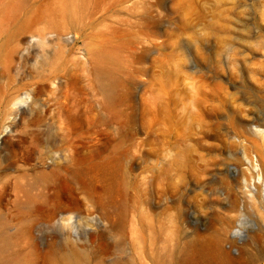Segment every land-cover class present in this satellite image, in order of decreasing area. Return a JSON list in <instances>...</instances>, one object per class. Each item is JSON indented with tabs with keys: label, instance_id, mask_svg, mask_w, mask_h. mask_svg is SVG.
Here are the masks:
<instances>
[{
	"label": "rangeland",
	"instance_id": "rangeland-1",
	"mask_svg": "<svg viewBox=\"0 0 264 264\" xmlns=\"http://www.w3.org/2000/svg\"><path fill=\"white\" fill-rule=\"evenodd\" d=\"M0 264H264V0H0Z\"/></svg>",
	"mask_w": 264,
	"mask_h": 264
},
{
	"label": "bare ground",
	"instance_id": "bare-ground-1",
	"mask_svg": "<svg viewBox=\"0 0 264 264\" xmlns=\"http://www.w3.org/2000/svg\"><path fill=\"white\" fill-rule=\"evenodd\" d=\"M73 2V1H72Z\"/></svg>",
	"mask_w": 264,
	"mask_h": 264
}]
</instances>
